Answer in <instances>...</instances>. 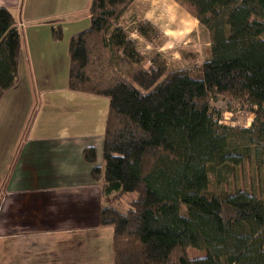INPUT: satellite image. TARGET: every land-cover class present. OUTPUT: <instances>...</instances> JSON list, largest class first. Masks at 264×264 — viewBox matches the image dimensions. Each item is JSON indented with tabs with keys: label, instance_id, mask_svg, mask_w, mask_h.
<instances>
[{
	"label": "trees",
	"instance_id": "trees-1",
	"mask_svg": "<svg viewBox=\"0 0 264 264\" xmlns=\"http://www.w3.org/2000/svg\"><path fill=\"white\" fill-rule=\"evenodd\" d=\"M134 1L92 0L90 29L69 44V89L110 100L104 165L92 178L102 195L131 198L124 212H100V226L113 229L114 264H264V201L207 194L211 173L223 183L249 159L264 168V0H173L210 35V58L178 69L114 27ZM51 31L63 39L61 26ZM135 31L144 42L159 35L150 22ZM20 51L16 18L0 7V100L19 81ZM219 100L231 113L244 107L251 127L222 125ZM83 159L94 165L96 149Z\"/></svg>",
	"mask_w": 264,
	"mask_h": 264
},
{
	"label": "crops",
	"instance_id": "crops-1",
	"mask_svg": "<svg viewBox=\"0 0 264 264\" xmlns=\"http://www.w3.org/2000/svg\"><path fill=\"white\" fill-rule=\"evenodd\" d=\"M24 3L0 0V7L15 16L20 33L19 79L25 68L33 76L32 93L25 86L18 100V86L0 101V168L5 179L9 175L0 191V264H114L113 229L100 226L108 196L83 159L89 146L73 137L21 135L22 120L39 110L33 111V101L39 103L44 89L34 76L36 63L49 60L56 43L51 29L63 23L41 22L52 15L31 16ZM43 93L56 100L55 90L45 87Z\"/></svg>",
	"mask_w": 264,
	"mask_h": 264
},
{
	"label": "rangeland",
	"instance_id": "rangeland-1",
	"mask_svg": "<svg viewBox=\"0 0 264 264\" xmlns=\"http://www.w3.org/2000/svg\"><path fill=\"white\" fill-rule=\"evenodd\" d=\"M92 0H25L24 6L28 8L31 16L37 13L52 15L42 21L52 23L63 21V39L52 43L51 52L47 55L49 60L37 64L36 80L40 89L51 88L55 90V101L49 100L42 91V98L35 107L39 110L23 118L24 127L21 135L25 137H56L75 138L81 145L93 147L97 152V161L92 168L103 166V139L106 128V120L110 107V100L106 97H95L85 94H75L67 89L66 79L69 71V44L72 35L87 31L91 27ZM46 17V16H44ZM150 22L159 31L154 42H144L137 35L135 28L139 24ZM114 27H122L131 31L132 38H136L141 51L149 58L159 55L167 61L169 69L185 68L191 64H202L210 58V35L202 28L199 22L191 17L186 10H183L173 0H135L126 14ZM264 39V34L262 35ZM149 72H153L152 63H148ZM22 71L17 85L18 89L15 98L21 99L23 87H30L32 93V74L28 68ZM124 75V74H123ZM11 91V90H10ZM78 96V97H77ZM83 99V100H82ZM87 101H86V100ZM1 101V100H0ZM41 103V105H40ZM229 101L219 100L214 103V108L220 112L222 125L228 127L250 128L254 116L249 115L246 109L235 103V112L231 113ZM26 104H28L26 102ZM232 104V103H231ZM234 104V103H233ZM22 126V127H23ZM0 161V166H1ZM12 169V165L10 166ZM0 168V191L6 183L1 175ZM249 192L264 201V168L257 166L253 159L247 160L241 166L234 168L233 174L227 177L223 183H219L215 173L210 174V185L207 194L221 195L223 193L234 194L237 191ZM118 194L108 196L106 205L115 207L122 212L126 211L131 200L125 197L121 202L115 200ZM190 257L205 256V252L197 249L187 251Z\"/></svg>",
	"mask_w": 264,
	"mask_h": 264
}]
</instances>
